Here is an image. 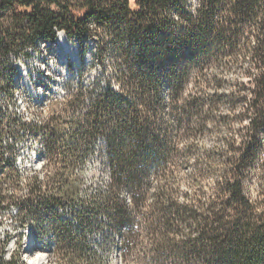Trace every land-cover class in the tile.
Here are the masks:
<instances>
[{
	"label": "trees",
	"instance_id": "trees-1",
	"mask_svg": "<svg viewBox=\"0 0 264 264\" xmlns=\"http://www.w3.org/2000/svg\"><path fill=\"white\" fill-rule=\"evenodd\" d=\"M76 3L0 0V80L9 54L39 39L54 42L55 30L81 37L91 21L111 36L115 64L122 68L115 77L121 89L97 92L86 115L94 123L76 125L81 143L105 136L110 188L81 203L80 228L88 210L105 212L121 231L125 252L144 250V264H264V157L259 158L264 150L259 138L264 132V0ZM244 60L251 81L219 94L223 78L215 74L208 80L207 72ZM206 86L215 92L204 94ZM6 90L0 83V93ZM225 102L228 113L217 115ZM246 118L250 123L242 134L226 135L222 146L201 152L198 143L208 123L217 122L213 129L218 130ZM3 129L0 121V139ZM189 163L193 170L182 179L179 173ZM70 176L55 173L54 180L65 186L52 199L41 197L44 182L36 177L22 201L0 187V212L20 203L19 209L27 206L31 214L38 207L51 213L52 204L61 202L56 196L70 194ZM183 180L187 187L181 192ZM252 180L255 193L248 190ZM124 190L127 198L121 197ZM56 221L63 232V222ZM9 240L8 235L0 239V264H25L18 251L8 253Z\"/></svg>",
	"mask_w": 264,
	"mask_h": 264
},
{
	"label": "rangeland",
	"instance_id": "rangeland-1",
	"mask_svg": "<svg viewBox=\"0 0 264 264\" xmlns=\"http://www.w3.org/2000/svg\"><path fill=\"white\" fill-rule=\"evenodd\" d=\"M62 1L68 3V0ZM78 1L69 0L75 6ZM43 6L46 7V4ZM49 8L59 13L57 6L52 5ZM88 27L90 31L81 37L68 36L65 33L67 41L79 57V63L73 59H68V64L66 61H60L59 44L55 42L46 45L42 39L16 51L1 63L0 83L1 86L7 85V90L0 93V121L5 125V134L0 139V187L5 190V195L10 192L19 201L25 199L29 181L11 183L18 181L13 168L15 162L25 168V172H35L36 178L44 182L41 194L44 199H52L57 188L65 186L64 183L60 184L54 180L56 172L71 175L67 185L70 194L55 198L59 201L66 200L63 206L67 209V212H64L67 221L68 217L80 213L81 203L93 200L96 193L103 195L110 188L105 136L99 135L81 143L76 134V125L80 121L90 125L94 123L91 117L86 115L92 108L97 92L108 87L116 91L121 89V84L115 77L122 68L118 69L115 64L116 56L111 36L105 29L96 28L91 21L88 22ZM248 65V60H244L231 68L217 67L209 70L206 78L209 80L213 75L219 74L224 80L219 94L225 96L234 90V85L251 81L252 78L244 74ZM23 71H27L29 78L35 74L37 79H47L46 83L40 84L44 85L43 89L46 91L51 89L47 91L50 94L59 88L54 81L64 82L68 94L62 99L52 101L48 107L43 106L38 94L39 85L36 84L31 90L25 82ZM193 83L192 75L186 83L185 91H191ZM206 87V90L203 89L204 94L211 95L215 92L214 88ZM228 111L229 107L225 102L217 115ZM249 123V118L243 121L234 120L226 128L218 127V130L213 129L218 126L217 122L208 123L207 133L199 139V149L201 152L212 151L215 147L222 146V139L226 135L242 134L243 128ZM259 138L264 141V132L259 134ZM182 146L184 144L181 148ZM43 147L47 151L44 163L35 160L30 154L31 151L41 150ZM263 157L264 150L259 158ZM45 163L46 165H43ZM192 170V164L189 163L183 167L179 176L184 179ZM256 185L254 180L250 181L248 190L255 193ZM186 187V182L181 181L179 191L184 192ZM121 197L127 198L125 190L122 191ZM25 207L27 208L22 207L17 215L7 210L0 216L1 232L7 233L10 239L8 253L18 251L16 255L22 259L31 253V247L30 250H25L18 244L24 243L28 238L27 230L33 231V234L29 232L31 235L38 236L54 232L58 238L56 250L53 255L34 254L37 258L35 264H144V250L138 246L130 253L125 252L120 237L121 231L108 222L105 212L94 213L88 210L89 212L83 215V223L86 226L82 231L80 226L73 230L78 237L71 238L59 230L60 226L54 215L41 213L45 208L38 207L37 212L31 214Z\"/></svg>",
	"mask_w": 264,
	"mask_h": 264
},
{
	"label": "bare ground",
	"instance_id": "bare-ground-1",
	"mask_svg": "<svg viewBox=\"0 0 264 264\" xmlns=\"http://www.w3.org/2000/svg\"><path fill=\"white\" fill-rule=\"evenodd\" d=\"M55 42H57L59 44V46H60V48H59L60 61H66V64H68V62H69L68 59H73L76 63H79V57L77 56L76 51L72 48V46L67 41L66 36H65L63 31H61L60 35L55 37L54 42L45 43V44L46 45H51V44H53ZM11 56H12V54H9V57H11ZM43 69H41L42 72H43ZM23 74L26 77L25 78L26 79L25 82L28 84V86H30L31 90L34 89V86H36V84L39 85L38 94H39V96L41 98L42 105L45 106V107H48V105L52 101L55 102L58 99H62L68 94V91L66 90L64 82L61 83V82H59L57 80L54 81V82H56V85L59 86V88L56 91H54L53 93L50 94L47 91H49L51 89H47V91H46L45 89H43L44 85L40 84V82L46 83L47 79H44V77H43V79H41V78L37 79V77H35V74L32 75L31 78H29L27 71H23ZM40 74H41V72H40ZM29 79H32V81H30ZM33 81H34V83H33ZM30 154H31V157H34L35 160H38L39 162L44 163L43 161H44V159L47 156V151L43 147L41 150L31 151ZM13 168H14V173L18 177V181L26 180L27 182L28 181L30 182V178L36 177V173L35 172L34 173L25 172L24 171L25 168L20 167V165H18V163H16V162H15V165H14ZM64 201H66V200H61V202H59V203L52 204V206L50 208L51 209V214L54 215L59 221H61V223L63 222L62 225L64 224V226H65V230L63 231L64 235H66L68 237H71V238H77L78 236L75 235L73 230H75L76 228H78L80 226L79 225V220H78V215L79 214H76L75 216L68 217L69 221H67V219L64 216V212H67L66 207L63 206V202ZM80 207H81V205H80ZM80 207H79V210H80ZM7 210H9L12 214H16V215H17V212L20 211L19 206L12 205L8 209H5V210L1 211L0 212V216H1L2 213L6 212ZM27 231H28V235L29 236L25 240L24 243H21V247L24 248L25 250H30L29 248L31 247V253H28L27 256L25 257V259H22V261L25 264H29V261H32L33 264H35L37 258H35L36 255L34 257V254H37V253L45 254V255H53V253L56 250L57 245H58V238L56 237V234L54 232L52 233L51 230H50L51 233L45 234L44 236H38V235H31L29 233V232H32V234H33V231H29V230H27ZM81 231H82V229H81ZM0 234H1L0 239H3L5 236L8 235L7 233L4 234L3 232H1V228H0Z\"/></svg>",
	"mask_w": 264,
	"mask_h": 264
},
{
	"label": "built area",
	"instance_id": "built-area-1",
	"mask_svg": "<svg viewBox=\"0 0 264 264\" xmlns=\"http://www.w3.org/2000/svg\"><path fill=\"white\" fill-rule=\"evenodd\" d=\"M61 34V31H59V30H55V37H57L58 35H60ZM8 57H9V55L7 56V59H8ZM43 165H46V163L45 164H43ZM1 181V180H0ZM15 183L16 184H20L21 183V181H15ZM30 187V186H29ZM28 190H29V188H28Z\"/></svg>",
	"mask_w": 264,
	"mask_h": 264
},
{
	"label": "clouds",
	"instance_id": "clouds-1",
	"mask_svg": "<svg viewBox=\"0 0 264 264\" xmlns=\"http://www.w3.org/2000/svg\"><path fill=\"white\" fill-rule=\"evenodd\" d=\"M8 230H9V231H11V229H10V228H9ZM29 264H33V262H32V261H29Z\"/></svg>",
	"mask_w": 264,
	"mask_h": 264
}]
</instances>
